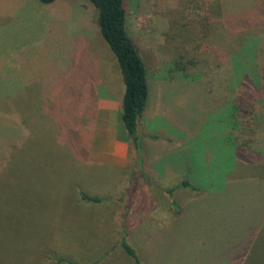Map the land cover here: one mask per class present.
Returning <instances> with one entry per match:
<instances>
[{
	"label": "rangeland",
	"instance_id": "obj_1",
	"mask_svg": "<svg viewBox=\"0 0 264 264\" xmlns=\"http://www.w3.org/2000/svg\"><path fill=\"white\" fill-rule=\"evenodd\" d=\"M126 6L156 102L150 99V110L161 106L141 133L142 154L144 144L156 141L172 148L162 159H178L180 167L186 149L185 179L198 183L190 184L191 195L206 191L203 203L178 194L177 221L134 233L127 244L142 264H264V200L251 198L258 191L251 185L264 182V0H127ZM97 17L84 0H0V264H65L59 254L71 264H136L120 247L105 251L114 230L106 211L67 207L74 193L66 178L70 162L105 161L114 152L123 153L122 162L127 153L119 148L123 128L105 109L122 84ZM178 51L192 60L184 72L173 71ZM32 158L48 178L40 181L37 171L36 183L29 181L35 202L27 207L21 195ZM113 173L94 168L79 182L90 191H117L108 187ZM231 182L245 202L218 192ZM62 198L57 252L41 247L54 221L44 211ZM15 199L11 210L5 207ZM18 215L27 227L23 236Z\"/></svg>",
	"mask_w": 264,
	"mask_h": 264
},
{
	"label": "crops",
	"instance_id": "obj_2",
	"mask_svg": "<svg viewBox=\"0 0 264 264\" xmlns=\"http://www.w3.org/2000/svg\"><path fill=\"white\" fill-rule=\"evenodd\" d=\"M137 43V42H136ZM139 46V45H138ZM140 47V46H139ZM141 49V47H140ZM142 55V53H141ZM143 58V56H142ZM144 61V59H143ZM117 62V61H116ZM145 64V62H144ZM161 64V63H160ZM118 65V63H117ZM162 66V65H161ZM119 67V66H118ZM146 68V65H145ZM120 70V69H119ZM147 71V68H146ZM147 79H149L148 72H147ZM118 80L122 84L121 74L118 76ZM117 81V80H116ZM118 83V81H117ZM163 83V82H162ZM149 85V83H148ZM120 94L117 98H115V104L110 103L105 106L107 109L108 115L117 121L116 124L122 126L120 121V105H121V98L123 94V84L121 86ZM153 104L156 102L153 101V96L151 93L150 98V87H149V97L148 103L141 115L139 120V133L144 132V129H150L149 125L152 116L154 113H160L161 106H158L153 113L150 110L151 101ZM115 127V126H113ZM123 128V127H122ZM108 136L114 137L115 129L111 128L108 129ZM124 131V130H123ZM112 133V134H111ZM125 135V133H124ZM156 136V135H154ZM110 137V138H111ZM143 137L141 136V139ZM144 139L141 140L143 142ZM120 149H126L127 153L123 156L124 162L119 161V157L122 158L123 153L121 156L114 152L116 157L114 158H104L102 160L105 161H95L90 162L89 158L82 156L80 158H76V162H70L67 167L66 178L69 183V188L73 187L74 193H71L67 197V202L70 210H77L78 207L83 210H87L89 207L99 208L107 212L113 219V239L111 243L105 248V251H114L116 248H124L121 245V238L124 233L127 243L129 244L130 239L134 233H139L141 230L145 228H155L158 230H163L165 226L168 224L177 221L178 216L182 212V206L179 201H175L179 197L178 194H189L190 200L194 202L198 201L203 203V199L206 198V191H197L191 195V189L189 187H182L181 183L183 181H188L185 179V176L188 174L190 165L188 161V155L185 149L186 156L182 158L185 162V166L181 164L179 167L178 159L173 161H165L162 159L161 155L166 152L169 153L172 149L169 148H162L158 147V143L156 141L149 142L148 144H144L148 146L146 149L145 154H136L132 151L126 140L124 139L123 143H119ZM184 145V143H183ZM115 147V146H114ZM143 148V143H142ZM116 150V148H114ZM130 150V152H129ZM109 151L111 149L109 148ZM143 153V152H142ZM102 154V152H101ZM179 155L182 154L179 152ZM80 155V154H77ZM144 161L142 157H144ZM101 158V157H100ZM133 158L137 160L136 162H131L130 159ZM97 160L96 158H94ZM140 161V163H138ZM94 168H103L106 170L113 171L112 180L108 187L111 189L118 188L117 191L108 192L105 190L106 188H102L100 191L96 186L92 191L89 190L86 186L81 185L79 181L82 180V177L85 173L92 171ZM210 181V180H208ZM193 187L197 186L198 183H193L188 181ZM228 183H230L228 181ZM232 187L222 191H218L221 195H227L228 199L238 200L245 202V199L241 197H237L236 190L234 186L235 182H231ZM264 184V182H257L256 185H251V187H256L258 191H255V195H252V199H259L260 202L264 200V191L262 190V186L259 184ZM201 185V184H200ZM171 191V193H168ZM81 193H85L90 197L97 198L98 202H87L81 199ZM70 197H73L71 199ZM249 198V201H252ZM175 199V200H174ZM64 198L56 199L53 201V223H51L50 230L46 236L45 242L42 247L51 244L52 250L57 251L56 248L53 247V239H54V231L56 230L57 224L61 219L65 209L66 200ZM240 201V202H241ZM216 202V200L214 201ZM178 205V207H177ZM88 207V208H87ZM176 209H175V208ZM251 208V207H249ZM260 208V206L258 207ZM252 209V208H251ZM264 211V207L262 208ZM231 210H236L235 206L231 207ZM262 212V211H261ZM125 251V250H124ZM58 252V251H57ZM111 257V254L104 257L108 259ZM59 261L65 264H71L65 262V258L63 255L59 254ZM131 258V257H130ZM132 259V258H131ZM75 263V262H74ZM78 264V263H75ZM98 264V262H97Z\"/></svg>",
	"mask_w": 264,
	"mask_h": 264
},
{
	"label": "trees",
	"instance_id": "obj_3",
	"mask_svg": "<svg viewBox=\"0 0 264 264\" xmlns=\"http://www.w3.org/2000/svg\"><path fill=\"white\" fill-rule=\"evenodd\" d=\"M55 1L56 0H39L40 3L45 5L51 4ZM84 1L91 3L97 9V25L99 27L101 37L109 47L110 51L112 52L118 63L123 84V94L120 105V121L125 133L126 143L132 151L140 155L143 152V148L141 142V135L139 133V120L148 103L149 85L147 79V71L141 55V49L136 43V41L132 39L128 31L126 6L127 0ZM178 25L182 26L179 23ZM183 27L187 26L183 25L181 28ZM203 29H205V33H210L212 31L210 24L204 25ZM173 40H176V38ZM190 41L194 42L195 39H192ZM196 41L194 42V44L198 43H196ZM182 46L183 44L180 47ZM175 57L177 60L172 62L173 71L184 72L186 71L189 62L192 63V60L185 59L186 56L184 57L183 54L179 51L175 54ZM38 163H34L32 158L31 162L28 161L27 163L29 167L25 169L26 178L24 179V181H27V186L24 188L25 194L21 195V200H23L24 204L27 207L29 203L33 204L35 202L32 198V192H26L27 187H30L29 181L35 182L37 180L35 178V176L37 175V171L41 172L40 181H44L48 178L45 169H41L38 166ZM181 186L192 188L188 181H183L181 183ZM168 193H171V191H168ZM80 195L83 201H99L97 198L90 197L85 193H81ZM15 201L17 200H10V202L5 205V207H10ZM13 206L14 216L17 213V207L15 205ZM8 209L11 210V207ZM52 211L53 207L48 204L46 210L44 211L46 212V218L52 215ZM8 216L12 217L10 215ZM16 218H19V226L22 230L21 236H23L27 227L24 226L23 221L20 219L19 215ZM41 223L43 225L44 222L41 220ZM47 234L48 232L46 233V236ZM11 235H14V233H11ZM44 242L45 240L42 242L41 247L43 246ZM27 243H30V235L26 236L25 243L23 244L25 245ZM121 245L124 248L125 252L130 257L134 258L136 264H142L135 255V252L127 244L124 233L121 238ZM29 256H31V254H29Z\"/></svg>",
	"mask_w": 264,
	"mask_h": 264
}]
</instances>
